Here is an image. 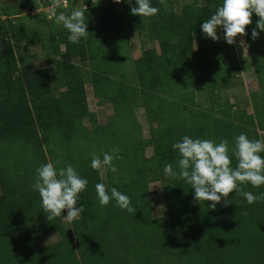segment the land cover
<instances>
[{"label": "trees", "instance_id": "trees-1", "mask_svg": "<svg viewBox=\"0 0 264 264\" xmlns=\"http://www.w3.org/2000/svg\"><path fill=\"white\" fill-rule=\"evenodd\" d=\"M78 1L59 5L51 19L38 12L34 28L0 20V264H264V200L249 204L233 192L212 209L208 207L212 202L195 199L185 180L168 175L169 184L162 190L167 214L155 219L154 192L149 189L165 173L166 164L175 168L179 154L172 144L185 135L217 143L227 140L230 155L238 135L260 140L258 129H264V31L256 28L260 18L253 13L243 35L247 59L239 46L225 42L222 27L217 41L201 31L222 0H203L201 6L188 3L178 12L174 0H151L159 9L152 17L133 15L135 0L123 7L121 16L112 0H82L89 33L74 44L55 17L69 14ZM41 6H48L46 0H25L14 16ZM94 19L97 26L92 25ZM253 29L259 32L255 40ZM127 32L144 39L141 57L130 70ZM22 43L39 45L47 67H19L16 52ZM74 59L82 66L73 64ZM249 70L255 74L259 100H253L252 115L241 112L235 119L233 106L222 94L233 88L234 77ZM88 82L95 97L113 106L106 124H99L88 109ZM58 90L62 91L54 95ZM199 92L210 97L208 107H198ZM137 109L144 111L149 124L148 139L142 135ZM83 119L89 120L88 128L82 126ZM113 149L119 150L115 153L119 159L113 160L118 171L104 169L103 181L100 171L91 168L92 156L102 159ZM58 160L57 167L71 164L88 180L76 205L83 204L85 212L67 228L66 211L48 219L32 188L36 168ZM237 162L232 156L233 167ZM97 183L128 195L133 211L121 210L115 201L100 206ZM242 187L264 193V186ZM53 233L60 241L39 248L38 239Z\"/></svg>", "mask_w": 264, "mask_h": 264}, {"label": "clouds", "instance_id": "clouds-1", "mask_svg": "<svg viewBox=\"0 0 264 264\" xmlns=\"http://www.w3.org/2000/svg\"><path fill=\"white\" fill-rule=\"evenodd\" d=\"M121 3L123 0H114ZM130 3V0H128ZM136 7L131 8L133 15L152 17L158 14L159 9L152 6L151 0H135ZM255 13L260 19L256 28L264 31V0H222L214 14L201 24V31L213 41L219 40L218 28L222 27L224 40L228 45L236 43L235 37L246 35V26L252 23L251 16ZM56 23L63 26L69 33L68 39L76 44L88 36L87 24L84 21L82 10H73L69 14L61 13L55 17ZM253 40L259 37L255 29L251 32ZM173 150L179 154L175 168L172 163L165 165L164 172L172 177L185 180L194 190L196 200L212 202L208 207L215 209L222 199L228 198L230 193L241 194L249 204L264 200V193L259 195L244 191L243 185L248 183L254 188L264 186V141L250 140L246 134L235 137V147L230 155L229 142L220 140L219 143L211 139L192 138L185 135L172 144ZM119 150L113 149L112 153L105 152L103 158L93 154L91 168L100 170L104 168L116 173L117 167L114 159ZM232 156L237 158V164L232 166ZM60 161H49L36 168L34 191L39 193L45 212L49 213L48 219L62 216L73 221L85 212L81 204L80 194L88 185V180L82 178L77 170L68 164L57 167ZM95 191L100 206H106L115 201L121 210L132 212L131 199L116 187L110 189L103 183L95 185Z\"/></svg>", "mask_w": 264, "mask_h": 264}, {"label": "rangeland", "instance_id": "rangeland-1", "mask_svg": "<svg viewBox=\"0 0 264 264\" xmlns=\"http://www.w3.org/2000/svg\"><path fill=\"white\" fill-rule=\"evenodd\" d=\"M25 0H0V12H3L2 15H0V20H12L16 24H25L29 28L36 27L35 23L36 20L34 19V16L42 11L46 13L47 19H49V16L52 15L53 10H55L59 5H62L64 7H67L69 5V2L72 0H46L48 3L47 7H42L39 11H35L33 13H29L28 11H23L19 16H14V11L18 9L20 3H22ZM33 1V0H30ZM95 0H92L94 2ZM175 4V11H180L181 8L188 3H194L195 5L201 6L203 4V0H174ZM129 2L128 0H123L121 3H115L114 0H112V4L114 5V10L118 16H121L123 14V7L127 5ZM87 7L83 4L82 0L76 2L72 7L73 10H85ZM98 21L97 19L92 20V25L97 26ZM217 34L219 35V29L217 31ZM127 40H128V48L125 51V57L128 62V65L126 68L129 70L132 68V62L135 60V58L141 57L142 54V43L144 41L143 38L139 37L136 32H127ZM236 43H234L236 46H239L244 58H249V52L247 43L245 41V38L241 35H238L235 37ZM147 47H150L151 45H146ZM145 46V47H146ZM155 48L158 49L157 44H154ZM64 47H61V50H63ZM17 64L19 67H22L24 65H29L34 70H40L47 67L46 59L44 57V54L42 53V50L39 45H26L25 43H22L20 47V52L17 53ZM263 60H264V50H263ZM73 64L76 66H82V64L78 61V59L73 60ZM85 68L86 65H83ZM243 74L234 77V85L233 88L230 90H226L222 94L223 99H228L229 103L233 106L232 112L234 113V118L237 119L239 117V114L241 112L246 113V115H252L253 114V100H259L260 96V90L257 85L255 74L252 72V70H249L248 73H246L243 77ZM244 80V81H243ZM245 84L246 87H239V84ZM62 90H58L54 93V95H58L59 92ZM85 94L87 99V105L88 109L91 113L95 114L98 123L100 124H106L108 116H110L111 108L113 106H105L103 103L98 102L94 99V94H92L91 84L90 82L85 84ZM254 94V95H253ZM252 95L256 97L252 98ZM238 100H235L233 97H237ZM240 96V97H239ZM233 98V100H231ZM209 100L210 97H207L204 93L200 92L198 93L196 97V102L198 107L206 108L209 106ZM135 115L141 125L142 128V135L144 139L149 138V124L146 122V118L144 115V111L141 109H137L135 111ZM82 126L85 128H88L90 126V122L88 119L82 120ZM258 135L261 141H264V129H258ZM152 155V152L150 149L146 150V156L150 157ZM101 178L104 181V168H101L100 170ZM163 175V176H162ZM161 175V178L157 182H153L150 184L149 189L154 192V195L152 197V216L155 219H160L166 217V208L164 206L163 197H162V190L163 188L169 184L168 175L165 173ZM66 215H67V210ZM69 220L67 218L64 220L65 227L70 226ZM60 241V236L57 233L43 235L38 239V247L44 248L48 247L50 245L56 244Z\"/></svg>", "mask_w": 264, "mask_h": 264}, {"label": "crops", "instance_id": "crops-1", "mask_svg": "<svg viewBox=\"0 0 264 264\" xmlns=\"http://www.w3.org/2000/svg\"><path fill=\"white\" fill-rule=\"evenodd\" d=\"M139 58H140V57H139ZM139 58H135V60H138ZM247 73H248V72H247ZM245 74H246V73H243L242 77H243ZM243 81H244V80H243ZM240 86H241V87H246L245 84H243V83H242V84L240 83V84H239V87H240ZM91 89H92V86H91ZM92 94H93V90H92ZM239 97H240V96H239ZM233 98H234L235 100H238V96H237V97H233ZM233 98H231V100H233ZM94 99L97 100L98 102L103 103L105 106H107V105L110 106V107L112 106L111 104L102 101L103 99H101V98H97V97L94 96ZM112 115H113V107L111 108L110 116H112ZM110 116H108V118H109ZM108 118H107V119H108ZM99 124H100V123H99ZM101 125H103V124H101Z\"/></svg>", "mask_w": 264, "mask_h": 264}, {"label": "built area", "instance_id": "built-area-1", "mask_svg": "<svg viewBox=\"0 0 264 264\" xmlns=\"http://www.w3.org/2000/svg\"><path fill=\"white\" fill-rule=\"evenodd\" d=\"M63 7H64V6H63ZM52 16H53V15L49 16V19H51V18H52Z\"/></svg>", "mask_w": 264, "mask_h": 264}]
</instances>
